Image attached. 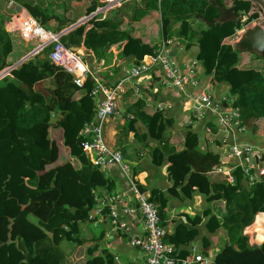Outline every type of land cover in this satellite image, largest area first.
Listing matches in <instances>:
<instances>
[{
	"label": "trees",
	"instance_id": "16d2710c",
	"mask_svg": "<svg viewBox=\"0 0 264 264\" xmlns=\"http://www.w3.org/2000/svg\"><path fill=\"white\" fill-rule=\"evenodd\" d=\"M162 1L143 0L142 8L133 10L145 14L149 7H155L162 38H180L185 48L197 45L195 58L202 65L203 73L210 82L228 84V93L233 96L232 104L239 109L242 124L252 133L264 130V71L256 65L257 61H264V54L262 58L255 55L257 61L253 57L244 59L232 48L235 41L229 37L242 20L204 24L195 14L208 20L218 14L217 6L209 0H166L165 5ZM16 2L40 23L47 17L37 4ZM97 3L95 0L88 4L84 13ZM9 9L6 0H0V69L14 64L34 45V40H24L18 33L4 29L3 22L11 11ZM247 9L248 3H236V12ZM114 16L107 13L102 17L92 16L67 30L62 41L70 46L82 44L97 56L104 55L111 43L125 39L120 54H132L134 62L143 54L154 52L158 43L150 45L121 30ZM75 20L61 21L53 29ZM245 30V26L239 30L238 38ZM49 49L48 44L12 65L0 77V195L4 194L0 198V264H114L108 250L92 253L96 246H81L85 240L79 236L78 225L90 221L87 213L95 202L91 190L97 188L100 194L102 187L109 189L112 183L81 149L80 138L74 137L82 122L93 117L95 112L94 99L89 92L91 80L85 78L80 86L74 84L69 73L49 60ZM46 77L53 80L50 95L59 114L55 121H52L51 106L34 88L36 81ZM126 83L132 90L130 83ZM131 98L132 106L128 109L132 111L129 110V116L125 118V130H132L137 140H143L147 135L156 139L149 155L157 164L169 151L159 143L165 140L166 125L172 124L173 119L156 108L148 111L142 97L133 93ZM74 119V124L68 127L70 136H67L65 126ZM136 125L142 130L140 136ZM60 130L62 143L59 144ZM182 144L185 157L192 151L199 152L195 149L194 132L186 131ZM210 156L217 160L215 153H201L202 159ZM259 168L263 175L264 161ZM233 173L236 181L232 183L220 176H208L210 190L217 191L227 202L237 201L216 224L225 229L227 241L210 264H236L247 252L257 253L264 260L263 242L257 243V238H264V227L255 218L264 215L262 182L246 186L239 170ZM130 175L133 178V174ZM149 199L156 205L159 221L164 224L163 198L154 194ZM252 226H259L261 230L252 232ZM194 234L195 228L179 223L172 231L165 232L163 240L173 246L176 257H183L188 250L180 245L188 243ZM80 249H83L82 254ZM249 264L261 263L253 261Z\"/></svg>",
	"mask_w": 264,
	"mask_h": 264
},
{
	"label": "crops",
	"instance_id": "0c3cea01",
	"mask_svg": "<svg viewBox=\"0 0 264 264\" xmlns=\"http://www.w3.org/2000/svg\"><path fill=\"white\" fill-rule=\"evenodd\" d=\"M87 1L88 0H86V2ZM93 1L95 0L88 1L87 5L91 4ZM124 1L126 0H123V2ZM142 1L143 0H129L127 4L121 5L122 7L117 10L116 8L110 9L107 14L109 16L115 15L114 18L116 20L118 19V26L121 30H126L131 35L140 37L142 41L150 45L159 44L164 38H162L160 33V22L157 9L151 6L147 9L145 14H142L140 10H133V8H142ZM15 4L19 3L15 2ZM19 5L20 9L18 11H16L14 7H8L11 8L8 16L14 14V12H28L23 5ZM85 8L76 16L66 13L67 10H63V18H61V16H56V13H60V11L54 10V12H49L47 9L41 7L43 12L47 14V17H45V20L41 24L48 28H54L61 21L67 22L78 18L84 14ZM236 14H241L242 18L252 19L253 21L257 18V16L248 18L246 12L237 11ZM196 15L199 14H195L197 18ZM199 21L202 22L201 20ZM69 24L62 27H66ZM3 26L7 32L17 33L16 30L12 31L9 29L8 18L4 20ZM168 38L173 39L171 47L175 44L177 45L175 54L172 56L181 68H184L193 59H196L195 53L197 51V45L191 44L189 47L185 48L182 45V39L175 38L174 36ZM124 42L125 39H121L111 43L104 55L97 56H94L91 49L84 47L82 44L79 45L86 48L92 55L91 58L85 56L86 61L105 84H112L124 77L129 67L134 63L132 54H120ZM248 54L249 53H245L242 57L244 59L252 58L251 54ZM257 60L256 58L255 61ZM196 64V73L199 79L196 90L207 88L217 93H228L227 83L210 82L203 73L202 65L198 60ZM228 79L231 83L229 74ZM129 80V78L124 79L123 90L116 102L118 114L109 118L104 124V137L111 147L119 150L122 159L128 163L129 175L131 173L133 174V178L131 177V179L134 183H137H135L136 186H139L141 191L148 197L157 194L160 198H163L165 204L163 206L164 212L162 220L166 232L172 231L179 223L184 224L188 228H195V234L192 239L188 243L180 245V247L189 250L191 246H194L195 250L207 257L211 263L215 253L227 241L225 229L216 224L225 213L236 206L237 201L231 200L227 202L217 191L210 190L209 177H221V175L211 173L210 170L217 163L229 161V157L226 151L223 150L221 146L219 147L216 142L208 141L210 134L208 131H203L204 123L208 120L200 119L192 125L187 123L189 112L187 108L181 106L179 94L175 92L172 87H166L160 80L159 72L154 70L139 77L141 92L142 95H144V97L142 96L144 106L150 111L155 108V104L158 101L168 100L172 103V109L168 111V115L173 119L172 124L166 125L164 134L165 140L159 143L161 146H166L169 151L163 154L159 163L154 164L150 160L149 149L157 143L156 139L147 135L143 140H137L135 138L136 134L134 136L132 130H125V118L126 116L128 117L130 111H132L128 109V107L132 106L131 102L133 101L131 98L133 91L128 89V83H126H130ZM53 87L52 77H46L34 83V88L42 93L45 101L51 106L52 121H55L59 114L58 110L55 108V101L50 95V91H52ZM75 121L74 119L66 124L64 134L70 136L71 130L68 127L69 125L72 126ZM207 124L213 129L214 126L212 122H207ZM136 127L137 134L140 136L142 130L137 125ZM186 131H191L196 134L195 149L199 152L192 151L189 156L185 157V148L182 142ZM263 132L264 130H259L257 133H252L248 130L243 138L260 147L264 144ZM59 136L60 144L62 143L61 130ZM74 137L80 138V127L75 131ZM203 152H209L210 155L215 153L217 160H213L211 156L202 159L201 153ZM101 170L112 180V183L109 189L102 187L100 195L105 196L127 189L125 176L116 164L106 165ZM244 183L245 182H243V184ZM3 196L4 194H1L0 198ZM128 201L130 202L131 199H128ZM107 216V211L105 210V213L96 216L95 220L79 223V236L85 240L81 246H91L94 244L96 247L92 253H97L102 249L108 250L114 264H141L143 251L138 246L130 244L128 240V238H130L129 235L140 236L142 234L140 218L138 216L127 218L119 212V218L121 220H127L129 224L130 230L124 232L120 229L113 228L109 224ZM196 217H198L197 220L194 219ZM255 218L257 221H261L264 227V215H259ZM89 223L93 224L92 228L88 226ZM250 229H252V232H258L261 230V227L252 226ZM260 242H263L261 248L264 250V238H257V243ZM82 252L83 249H80L81 254ZM253 261L264 264V260L260 258L259 254L253 252L244 253L236 264H249Z\"/></svg>",
	"mask_w": 264,
	"mask_h": 264
},
{
	"label": "built area",
	"instance_id": "2783aa9c",
	"mask_svg": "<svg viewBox=\"0 0 264 264\" xmlns=\"http://www.w3.org/2000/svg\"><path fill=\"white\" fill-rule=\"evenodd\" d=\"M98 1L92 10L76 18V21L82 23L92 16L102 17L123 2V0ZM14 5L12 0H6L7 7ZM8 26L10 30H16L24 40H34L33 47L25 53L26 57L49 44V60L69 73L74 84L80 86L85 78L91 80L89 92L94 99L95 112L93 117L84 120L80 126L79 145L99 169L109 164H116L125 176L127 189L103 196L98 193L97 188H93L91 191L95 202L87 213V219L95 220L96 216L101 215L100 210L105 208L109 224L113 228L128 232L129 224L127 220L119 218V212L127 218L138 216L142 224V234L129 235V243L143 251L141 264H209V259L196 251L194 246H191L183 257L174 255L173 246L163 240L166 228L159 221L156 205L133 182L129 175L128 163L122 159L118 149L107 143L103 127L109 118L118 114L116 102L123 90L124 79H130L132 91L136 96L144 97L139 77L156 70L160 74L161 82L166 87H172L179 94L181 106L189 110L187 123L192 125L200 119L208 120L203 128L204 132L208 131L210 134L208 141L216 142L226 151L229 161L215 164L210 172L221 175L226 182L232 183L236 181L233 171L239 170L246 186L260 181L264 189V174H260L259 168L264 161V144L259 147L243 138L248 129L240 120L238 107L232 104L233 96L228 93L213 92L207 88L196 90L199 84L196 73L197 59H193L181 68L168 53L172 38L161 40L153 53L143 54L129 67L124 77L112 84H105L88 65L84 53L62 41L61 37L67 31V27L60 29L45 27L28 12H14L8 16ZM244 26L245 23L241 21L240 25L234 28L229 35L232 41L238 40V32ZM11 66L2 67L0 77L6 74ZM155 108L168 113L172 109V103L168 100H160L155 104ZM207 122H212L213 129ZM128 199L131 201L129 202Z\"/></svg>",
	"mask_w": 264,
	"mask_h": 264
},
{
	"label": "water",
	"instance_id": "95a60500",
	"mask_svg": "<svg viewBox=\"0 0 264 264\" xmlns=\"http://www.w3.org/2000/svg\"><path fill=\"white\" fill-rule=\"evenodd\" d=\"M218 8V14L212 17L211 20H207L203 16L196 15L199 20L206 24L219 23L224 21L239 22L242 19L241 14H236V3L244 2L248 3V9L246 11L247 17L257 16L255 23L252 27L246 29L244 33L232 43V48L239 51L240 57L245 53L254 52L259 58L263 57L264 53V0H222L220 4L215 3L214 0H210ZM14 9L18 11L20 9L19 4L14 5ZM79 24L76 20L69 24L67 30L73 28ZM63 40V37H61ZM176 44L169 50V55L175 54ZM74 49H80L85 56L92 57L89 51L83 46H72ZM26 54L21 56L14 64L18 63L22 59L26 58ZM12 64V65H14ZM102 214L105 213V208L100 210Z\"/></svg>",
	"mask_w": 264,
	"mask_h": 264
},
{
	"label": "rangeland",
	"instance_id": "374dc122",
	"mask_svg": "<svg viewBox=\"0 0 264 264\" xmlns=\"http://www.w3.org/2000/svg\"><path fill=\"white\" fill-rule=\"evenodd\" d=\"M12 1L14 3L16 2V0H12ZM17 1L29 2L31 4L37 3L40 7H43V9H47L49 12H54V10L60 11V13H56V16L57 17L61 16V18H63V16H62L63 10H67L66 13H70V15L76 16L78 13H80L85 8V6L87 5V2L92 1V0H88L87 2H86V0H17ZM165 4H166V0H163L162 5H165ZM8 10H10V9L8 8ZM254 17H256V16H254ZM7 18H8V15H7ZM243 19L244 18H242V20ZM248 55H250V54H248ZM251 56L253 57L252 54H251ZM257 62H258L256 64L257 67L264 71V61L260 60V62L259 61H257ZM188 112H189V110H188ZM263 135H264V132H263ZM59 141H60V136H59ZM88 226L92 228L93 224L89 223ZM128 240H129V238H128ZM71 246L72 245H70V247Z\"/></svg>",
	"mask_w": 264,
	"mask_h": 264
},
{
	"label": "flooded vegetation",
	"instance_id": "af4514ba",
	"mask_svg": "<svg viewBox=\"0 0 264 264\" xmlns=\"http://www.w3.org/2000/svg\"><path fill=\"white\" fill-rule=\"evenodd\" d=\"M244 23H245V29H248L250 27H252L255 23V21H253L252 19H243ZM249 54H252L253 56H255L256 54L254 52H251ZM264 54V53H263ZM256 59V58H255ZM258 59V58H257Z\"/></svg>",
	"mask_w": 264,
	"mask_h": 264
},
{
	"label": "clouds",
	"instance_id": "9594fccd",
	"mask_svg": "<svg viewBox=\"0 0 264 264\" xmlns=\"http://www.w3.org/2000/svg\"><path fill=\"white\" fill-rule=\"evenodd\" d=\"M242 20V19H241ZM243 21V20H242Z\"/></svg>",
	"mask_w": 264,
	"mask_h": 264
}]
</instances>
